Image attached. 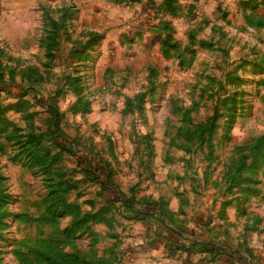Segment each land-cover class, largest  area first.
Masks as SVG:
<instances>
[{
    "label": "rangeland",
    "instance_id": "374dc122",
    "mask_svg": "<svg viewBox=\"0 0 264 264\" xmlns=\"http://www.w3.org/2000/svg\"><path fill=\"white\" fill-rule=\"evenodd\" d=\"M0 178V264H264V0L1 8Z\"/></svg>",
    "mask_w": 264,
    "mask_h": 264
},
{
    "label": "trees",
    "instance_id": "16d2710c",
    "mask_svg": "<svg viewBox=\"0 0 264 264\" xmlns=\"http://www.w3.org/2000/svg\"><path fill=\"white\" fill-rule=\"evenodd\" d=\"M8 90H10L11 91V89H10V87L8 88ZM18 94L19 95H21V97H23V94H20V92H18ZM19 95H16V96H19ZM53 119L55 120V124H56V126H57V128L59 129V124H60V121L58 120V112L57 111H53ZM56 128V127H55ZM56 128V129H57ZM62 147H64L63 145L61 146V148ZM62 149H67V148H62ZM2 179L0 178V181H1ZM113 200H116V201H119V197H116L115 199H113ZM109 201H112V200H109ZM7 201H6V198L5 197H3V198H1L0 197V210L2 209V206L1 205H4V203H6ZM149 206H151V205H149ZM148 206V207H149ZM150 213H153V211L152 210H148ZM155 214V213H154ZM4 217H5V212L4 213H1V211H0V228H1V225H2V220L4 219ZM224 248V247H223ZM215 250H217V252H214L213 251V253H217L216 255L217 256H219V254L220 253H222V250H219V249H215ZM201 252H209L210 250H206L205 248H202V250H200ZM215 255V256H216Z\"/></svg>",
    "mask_w": 264,
    "mask_h": 264
},
{
    "label": "crops",
    "instance_id": "0c3cea01",
    "mask_svg": "<svg viewBox=\"0 0 264 264\" xmlns=\"http://www.w3.org/2000/svg\"><path fill=\"white\" fill-rule=\"evenodd\" d=\"M25 0H0V9L1 8H7L10 4H16L19 5L21 2H24Z\"/></svg>",
    "mask_w": 264,
    "mask_h": 264
}]
</instances>
